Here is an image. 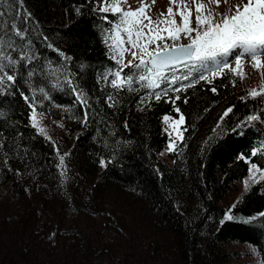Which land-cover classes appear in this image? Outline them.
<instances>
[{
  "label": "trees",
  "instance_id": "16d2710c",
  "mask_svg": "<svg viewBox=\"0 0 264 264\" xmlns=\"http://www.w3.org/2000/svg\"><path fill=\"white\" fill-rule=\"evenodd\" d=\"M97 7L23 0L32 17L23 24L17 0L0 3V21L27 28V50L37 56L0 89V264H264V180L257 173L259 183L238 185L251 164L264 170V96L250 97L229 70L196 82L204 73L197 65L183 81L192 87L179 99L169 93L175 103L141 104L147 89L101 80L117 67L105 39L118 18ZM188 71L181 65L176 74ZM175 108L186 131L162 156L163 117L179 115ZM34 113L51 126L34 127Z\"/></svg>",
  "mask_w": 264,
  "mask_h": 264
},
{
  "label": "snow or ice",
  "instance_id": "6c2138e0",
  "mask_svg": "<svg viewBox=\"0 0 264 264\" xmlns=\"http://www.w3.org/2000/svg\"><path fill=\"white\" fill-rule=\"evenodd\" d=\"M7 0H0V3H6ZM98 7L96 9L99 13H111L112 16L117 17V22L112 24L109 34L106 36L105 43L111 53L110 59L115 61L116 69H107L101 74V80L109 82L113 89L128 91H139L140 89H147L145 96L140 97V103L143 104L146 100L155 99L160 101L163 98H168L167 102L175 103L169 97V93H177L175 99H179V93L186 91L187 88L192 87V84H185L183 81L188 80L192 74V70L197 65L204 67L207 62L211 61L215 64V71L211 72V77L223 75L225 70L233 71L236 75L243 78L240 71L241 61L245 56H249L253 61L254 67L260 68L262 66L261 55H264V0H247L243 3L235 5V11L231 14H220V19H216V14L211 10L205 8L201 4H197L195 17L196 27L191 26V10L187 9L188 15H185L186 8L178 10L181 16V23L177 25L175 18L166 20L164 13H161V18L154 21L147 15L146 9L149 7L146 4H141L135 10H125L121 7V0H97ZM126 2V0H124ZM175 3L176 0H170ZM211 3L219 6L220 0H210ZM226 2V0H225ZM21 11L17 12L16 18L21 23L27 24L32 21L31 13L23 9V0H17ZM79 11V9H76ZM169 16L173 15V8L167 9ZM4 16V12L0 11V17ZM107 22L108 16H103ZM146 21V22H145ZM165 23L171 26L167 27V36L162 35L163 29H159V24ZM2 28H0V89L6 85H14L16 81V72L19 66L25 65V62L31 63L37 59L35 54H29L27 50L32 44V41L27 38L28 29H22L16 22L8 24L0 21ZM145 29L147 31H145ZM121 31L127 34V40L121 38ZM183 33L188 39V44H177L180 34ZM195 33V35H193ZM46 39V38H45ZM27 41L23 45L18 44L17 41ZM113 40L112 43H108ZM171 40L172 43L167 41ZM160 43H157V42ZM125 44L130 45L129 48L124 47ZM151 45H155L151 48ZM162 45V46H161ZM51 47V45H49ZM132 49H138L132 51ZM125 52H130L133 59L127 63L123 62ZM63 55V53H60ZM234 56L236 68L233 69L228 62H223L218 58ZM67 59V57H65ZM183 65L184 68L189 69L186 75H177L178 68ZM131 69V73L125 75L124 69ZM31 76L33 73L28 72ZM209 76L200 74L199 81H208ZM73 94L85 109H87V97L85 93L79 90L72 82L68 81ZM133 84H138L139 88H134ZM179 85V86H177ZM43 91V90H41ZM215 92L216 89L212 88ZM248 95L252 98L256 96H264V85L260 89H251ZM27 101L29 98L24 97ZM109 107H114V97L108 96ZM242 99H245L242 97ZM187 102V101H185ZM33 111L35 106L33 105ZM177 113H180L179 108H175ZM232 109L228 108L224 112L227 116ZM256 116L247 117V122L256 120ZM163 120L166 125L171 124L173 130L180 129L185 123V117L182 113L179 114L178 119L165 115ZM223 120V117H221ZM88 114L84 112L83 122L87 123ZM33 126L36 127V121L33 117ZM243 126L237 125V128ZM41 133L43 128L39 129ZM165 131L169 135V143L167 151H176V139L183 141V131L186 129L177 130L176 137H173L172 132ZM236 131V129H233ZM256 155V152H253ZM102 166H107V162L100 160ZM249 163H251L249 161ZM60 168H64V156H60ZM250 181H245L246 189L250 182L259 183L264 180V170H261L256 164H251ZM260 173V180L256 179V174ZM63 174V173H62ZM264 218V213L260 214ZM228 220L232 217L228 216ZM256 217L244 221L245 223H252Z\"/></svg>",
  "mask_w": 264,
  "mask_h": 264
},
{
  "label": "rangeland",
  "instance_id": "374dc122",
  "mask_svg": "<svg viewBox=\"0 0 264 264\" xmlns=\"http://www.w3.org/2000/svg\"><path fill=\"white\" fill-rule=\"evenodd\" d=\"M246 2H247V0H243V3H246ZM142 3L149 6L146 9V12H147V15L150 16L154 21L162 19L161 13H164L165 17H163V19L170 21L174 17L177 25H179L181 23V16L179 15L178 10L181 8H186L185 15H188L189 13H188L187 9H190L191 10V16H190L191 26L193 28H195L196 27L195 17L197 15V12H196L197 4H201L205 8L211 9L216 14V19L219 20L221 18L220 17L221 13L230 15L231 12H234L235 11V5L240 4L241 0H226V2H225V0H220L219 6H217L214 3H211L210 0H176L175 3H171L170 0H126V2H124V0H121V7H123L125 10H128L129 8L132 10H135L138 7H140ZM169 7L173 8V15L172 16H169L167 14V9ZM230 10H231V12H230ZM116 22H117V20L114 23H116ZM169 26H171V25L165 24V23L159 24V26H158L159 29L164 30L161 32L162 35L167 36L166 29ZM145 31H147V30L145 29ZM193 35H195V33H193ZM121 38L124 39L125 41L127 40V34L123 31H121ZM112 42H113V40L108 41V43H112ZM167 42L172 43L171 40H168ZM189 42H190L189 39L183 33H181L179 39L175 41V43H177V44H188ZM157 43H160V42L158 41ZM124 47L129 48L130 45L125 44ZM150 47L154 48L155 45H151ZM132 51H137L139 54L138 49H132ZM109 53H111V52L109 51ZM113 54L114 53H111V55H113ZM132 59H133V57H132L131 53L125 52L124 57H123V62L127 63L129 60H132ZM218 59L221 61V63L226 61L232 66L233 69L236 68L234 56L223 57V58H218ZM260 59L262 62V66L260 68L254 67L253 61L250 59L249 56H245L244 59H242L240 71L243 74V78L240 77V79L242 81L243 89H247V90L260 89L261 85H264V55H261ZM212 71H215V64H214V62L209 61L204 66V69H203L204 73L203 74L209 76V78H210ZM33 117L35 118L36 124H39L42 127H46L48 125L51 126V123L49 122L50 121L49 118L44 120L41 117V115H39L38 113H34L32 118ZM170 117H172L173 119H178L179 115H174V116H170ZM164 124H165V122H164ZM165 126L168 127L169 132H172L173 137H176V131L177 130L183 129V125L180 127V129H177V130H173V127L171 126L170 123H169V125H165ZM261 131H262V135L264 137V128H262ZM166 134L168 135L167 132H166ZM178 140L179 139L177 138L176 142ZM168 143H169V138H168V141L166 144V148L164 149V152L161 153L162 156H164L165 153L167 152ZM250 168H251V165H250ZM249 175H250V172L248 171V176H247L248 178H249ZM248 178L244 179V181H242V183H239L238 185L240 187H242L244 185V182L247 181ZM234 193L231 195H234ZM248 256H249L248 260L250 262H253L257 259V256H255L253 251L250 254H248Z\"/></svg>",
  "mask_w": 264,
  "mask_h": 264
},
{
  "label": "bare ground",
  "instance_id": "6f19581e",
  "mask_svg": "<svg viewBox=\"0 0 264 264\" xmlns=\"http://www.w3.org/2000/svg\"><path fill=\"white\" fill-rule=\"evenodd\" d=\"M23 95H24V93H23ZM26 95V94H25ZM33 112V111H32Z\"/></svg>",
  "mask_w": 264,
  "mask_h": 264
}]
</instances>
